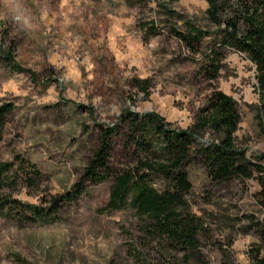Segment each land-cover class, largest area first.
<instances>
[{
  "label": "rangeland",
  "instance_id": "obj_1",
  "mask_svg": "<svg viewBox=\"0 0 264 264\" xmlns=\"http://www.w3.org/2000/svg\"><path fill=\"white\" fill-rule=\"evenodd\" d=\"M207 8L205 0H0V105L12 107L0 129V163L10 165L0 177V202L9 200L0 210V264H264L257 174L216 183L198 158L187 166L191 189L174 211L197 226L193 251L147 233L152 217L132 204L142 186L157 195L170 187L139 166L160 160L151 151L158 141L150 135L145 149L138 146L127 113H154L168 128L190 131L221 92L240 118L234 148L264 168L255 66L217 47L223 27ZM192 29L202 39L187 44L178 33ZM211 50L219 61H211ZM109 127L104 179L84 182L78 198L59 203L49 218L26 219L13 201L46 212L80 182L99 130ZM200 139L219 136L205 129ZM127 172L125 205L111 208V192Z\"/></svg>",
  "mask_w": 264,
  "mask_h": 264
},
{
  "label": "trees",
  "instance_id": "obj_2",
  "mask_svg": "<svg viewBox=\"0 0 264 264\" xmlns=\"http://www.w3.org/2000/svg\"><path fill=\"white\" fill-rule=\"evenodd\" d=\"M205 1L208 5L206 13L209 19L216 22L218 27H223L217 47L238 51L255 66L256 87L260 101L257 120L264 130V0ZM178 36L187 44L197 43L202 39L201 32L196 29H192L187 35L178 33ZM218 55L216 51L211 50L209 58L215 63L219 61ZM7 59L10 60V57ZM209 67L212 76H215L218 66L211 63ZM11 111V106L0 105V129L5 117ZM127 114L133 136L140 135L136 139L138 146L145 149L146 137L150 135L158 141L151 151L154 155H159L160 160L156 163L147 160L145 163H139V166L162 175L170 187L163 195H157L153 190L142 186L136 191L132 200L137 210L152 217L153 224L146 228V232L150 235H158L177 249L179 247L186 251L194 250L197 226L182 220L175 213L174 207L183 204V196L191 189L186 168L197 158L205 167L209 179L216 183L233 179L249 180L257 174L260 184L259 195L264 199L263 165L248 159L243 151L236 150L233 145V134L240 118L236 103L231 97L221 92H214L190 131L170 129L164 120L154 113L144 116ZM205 129L218 135L219 140L208 144L200 142ZM114 130L110 127L99 130V145L88 161L80 182L73 187V190L55 199L46 212L42 208L23 206L13 201L22 208L21 214L29 221L45 220L55 214L59 203L75 201L82 192L84 182H101L104 174L109 171L110 140ZM9 168V164L0 163V177ZM30 172L35 178H39V172L35 167L32 166ZM131 186L130 172L119 177L111 192L109 207L119 208L125 205ZM7 204L9 200L3 199L0 202V210Z\"/></svg>",
  "mask_w": 264,
  "mask_h": 264
}]
</instances>
